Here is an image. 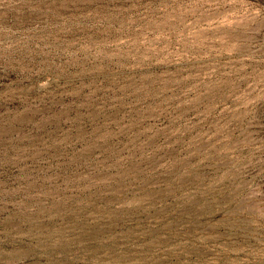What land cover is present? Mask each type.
I'll list each match as a JSON object with an SVG mask.
<instances>
[{
  "label": "rangeland",
  "instance_id": "rangeland-1",
  "mask_svg": "<svg viewBox=\"0 0 264 264\" xmlns=\"http://www.w3.org/2000/svg\"><path fill=\"white\" fill-rule=\"evenodd\" d=\"M0 264H264V0H0Z\"/></svg>",
  "mask_w": 264,
  "mask_h": 264
}]
</instances>
